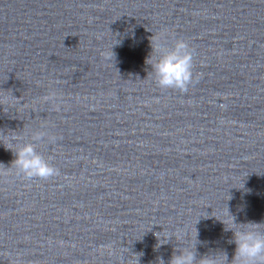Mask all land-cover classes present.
<instances>
[{
  "label": "water",
  "instance_id": "95a60500",
  "mask_svg": "<svg viewBox=\"0 0 264 264\" xmlns=\"http://www.w3.org/2000/svg\"><path fill=\"white\" fill-rule=\"evenodd\" d=\"M163 30L193 50L186 93L145 63ZM0 90L19 99L0 142L46 130L36 150L59 170L0 176V264H167L196 243L231 261L227 207L264 222V0H0Z\"/></svg>",
  "mask_w": 264,
  "mask_h": 264
},
{
  "label": "clouds",
  "instance_id": "9594fccd",
  "mask_svg": "<svg viewBox=\"0 0 264 264\" xmlns=\"http://www.w3.org/2000/svg\"><path fill=\"white\" fill-rule=\"evenodd\" d=\"M149 40L152 51L145 63L150 65L157 87L163 90L172 89L186 93L189 86L193 84V50L190 45L183 39H175L170 44L167 30L153 34ZM101 55L108 60L115 58L112 49L102 52ZM0 92L10 93V95L0 96V106L8 105L12 100H19L12 95L10 90H0ZM40 100L51 104L56 111L60 110L59 98L54 91L41 97ZM42 128H46V126L42 125ZM15 132L8 131L5 133L0 131V134L7 138L9 133ZM11 139L18 142L13 147H8L0 142L15 157L10 166L6 167L0 164V176L8 175L12 169H15L17 176L26 180L39 179L46 181L59 175V170L50 163V158L46 159L36 150V145L45 139L49 143H56L58 139L56 135L46 130H40L32 133L31 142H21L23 138L19 135H14ZM217 220L225 226V231L233 233V237L229 241V243L235 244L231 261H229L227 253L222 251L209 253L197 259L196 243L194 246L182 248L177 246L174 248L167 264H264V232L260 231V228L264 227V222L237 223L236 217L230 214L228 207L224 213V219ZM184 237V230L176 229L166 239L169 242L174 238L175 241L180 242ZM167 243H161L159 240L158 246ZM140 255L142 253L134 255L137 257L136 264H139ZM157 264H165V261L163 258L157 257Z\"/></svg>",
  "mask_w": 264,
  "mask_h": 264
}]
</instances>
